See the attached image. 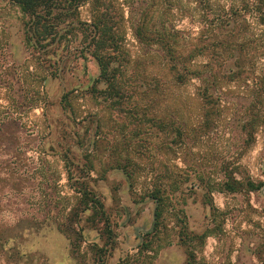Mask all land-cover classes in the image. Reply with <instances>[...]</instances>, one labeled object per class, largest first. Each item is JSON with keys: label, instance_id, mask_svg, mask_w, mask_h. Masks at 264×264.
Instances as JSON below:
<instances>
[{"label": "rangeland", "instance_id": "obj_1", "mask_svg": "<svg viewBox=\"0 0 264 264\" xmlns=\"http://www.w3.org/2000/svg\"><path fill=\"white\" fill-rule=\"evenodd\" d=\"M113 1L124 13L120 60L128 59L119 99L96 80L77 24L61 42L32 47L19 8L0 0V264H264V186L218 191L224 167L239 163L264 180V131L248 142L242 129L264 107V39L224 52L212 36L209 55L197 61L226 64L221 98L196 123L197 80L176 83L162 52L142 49L131 30L141 14L162 17L163 9L156 0ZM79 11L87 21L88 4ZM191 15L168 17L193 34ZM248 19L256 38L262 25ZM237 54L244 73L234 79L227 74ZM155 187L165 201L159 230L149 196ZM83 191L84 200L102 202L104 219L92 222V209L82 211ZM69 211L77 213L72 222ZM66 223L70 231L56 226Z\"/></svg>", "mask_w": 264, "mask_h": 264}, {"label": "trees", "instance_id": "obj_2", "mask_svg": "<svg viewBox=\"0 0 264 264\" xmlns=\"http://www.w3.org/2000/svg\"><path fill=\"white\" fill-rule=\"evenodd\" d=\"M16 5L23 18L24 41L26 44L42 46V44H55L61 42V36L69 32L68 26L75 24L80 28L81 44L83 50L88 52L96 61L98 66V76L96 80L104 83L103 92L108 97L119 99L126 93L123 88L120 76L124 70L128 59L120 60L125 53L124 38V13L119 5L113 0H11ZM159 9H163L165 15L141 14L136 20H132L131 30L142 49H150L154 46L162 52L164 67L171 74L176 83H185L188 79H196L195 95L199 100L198 107L200 116L196 123H204L209 119L215 101L221 97L217 94L218 88L224 76L221 75V67L224 62L212 63L210 59L197 61L199 57H206L211 38L216 47L224 52H229L231 48L241 51L253 40L264 39V0H156ZM161 3V4H160ZM186 3V4H185ZM88 4L89 19L81 21L79 18L80 7ZM185 6L187 11L185 10ZM190 6V7H189ZM191 11L196 14L191 15ZM173 12L179 14V18L189 12L196 17L198 30L191 34L183 28L171 24L168 14ZM167 14V15H166ZM132 18V16H131ZM248 18L255 19L262 25L260 34L252 33L251 24ZM212 32L215 34H212ZM233 33H237L232 35ZM212 34V35H211ZM239 34V35H238ZM231 37V38H228ZM234 46L232 47V45ZM217 60H220L222 53H215ZM233 61L228 67V76L238 78L239 54L233 55ZM125 61L126 64L119 63ZM226 62V60H225ZM119 63V64H118ZM226 65V64H225ZM97 82V81H96ZM250 120V119H249ZM245 121L242 126L247 135L248 142H251L256 129L264 131V107L261 108L252 121ZM1 122V113H0ZM184 126L177 127V135L184 136ZM123 171L125 168L122 169ZM126 177L129 174L124 171ZM223 178L218 191H256L264 186V180L252 179L246 172L244 166L239 165L229 168L224 167ZM239 174V179L234 175ZM264 176V167L262 173ZM86 191L82 192V211L92 209V222L96 218L104 219L103 204L97 197H87ZM155 202V222L154 229L159 230L162 226V216L165 201L161 195V190L155 187L149 194ZM91 207H90V206ZM70 212V211H69ZM70 212L69 221L77 213ZM106 220V219H105ZM70 222V223H71ZM70 223L57 224L60 231H70ZM107 232L110 234V230ZM181 237H189L182 232ZM197 236V235H195ZM110 238V237H108ZM185 240V239H183ZM110 242V241H108ZM79 249L77 238L71 241V250L76 253ZM188 263L192 259V254L188 255Z\"/></svg>", "mask_w": 264, "mask_h": 264}]
</instances>
